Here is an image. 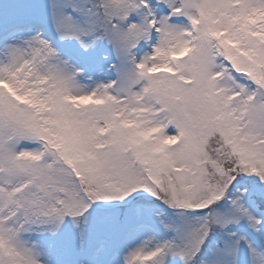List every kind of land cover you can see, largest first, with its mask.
<instances>
[{"label": "snow or ice", "instance_id": "6c2138e0", "mask_svg": "<svg viewBox=\"0 0 264 264\" xmlns=\"http://www.w3.org/2000/svg\"><path fill=\"white\" fill-rule=\"evenodd\" d=\"M0 264H264V0H0Z\"/></svg>", "mask_w": 264, "mask_h": 264}]
</instances>
